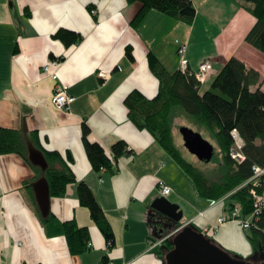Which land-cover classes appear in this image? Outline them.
Listing matches in <instances>:
<instances>
[{
  "label": "crops",
  "instance_id": "crops-1",
  "mask_svg": "<svg viewBox=\"0 0 264 264\" xmlns=\"http://www.w3.org/2000/svg\"><path fill=\"white\" fill-rule=\"evenodd\" d=\"M192 2L196 16L191 24L155 9L132 26L138 2L0 0V126L20 129L25 123L29 133L37 131L42 149L58 151L63 158L70 154L75 179L92 190L115 242L107 247L90 211L78 201L76 184H69L64 197L50 198L49 211L60 221L86 226L92 243L86 252L71 255L64 236L47 234L36 212L34 170L17 154H0V264H99L104 256L111 264H161L160 245L151 248L149 241L159 236L148 219L153 200L162 196L159 180L172 188L165 197L182 211L180 224L191 222L202 232L206 227V236L222 248L252 254L241 225L234 221L216 225L229 208L226 202L201 197L151 133L132 123L124 102L132 90L146 98L157 95L159 80L149 68V52L167 71L179 70L175 40L187 45L189 71H196L204 59L211 61V73L200 93L232 56L260 74L250 88L264 92V54L245 42L255 23L247 10L251 4ZM59 28L79 33L81 41L66 46L52 36ZM126 46L132 48V58ZM52 58L59 62L52 70L74 96L68 111L51 102L55 81L42 68ZM84 125L87 139L113 159L111 170L92 168L83 142ZM118 141L127 145L128 152L114 160L112 146Z\"/></svg>",
  "mask_w": 264,
  "mask_h": 264
},
{
  "label": "trees",
  "instance_id": "trees-1",
  "mask_svg": "<svg viewBox=\"0 0 264 264\" xmlns=\"http://www.w3.org/2000/svg\"><path fill=\"white\" fill-rule=\"evenodd\" d=\"M242 1L251 4L247 10L255 18V23L245 36V42L264 54V0ZM127 2L140 4L131 21L132 26L140 23L149 10L155 9L187 25L191 24L196 16L192 0H127ZM52 36L62 40L68 47L81 41L80 34L71 29L59 28ZM131 51L132 48L126 46V54L129 58H132ZM147 58L149 68L159 80V91L153 98H146L141 91L132 90L124 100L129 119L137 128L151 133L154 140L190 177L201 197L212 202L226 197L224 201L229 208L234 203H238L241 205L240 214L247 217L253 206L249 193L252 185L250 183L245 185L244 182L252 175L253 165L264 167V92L260 87H257L255 91L250 88L259 82L260 74L256 70L248 69L238 57L232 56L216 73L209 88L200 93V86L191 71H183L181 68L174 72L167 71L152 52L148 53ZM180 109L190 114L201 126H205L216 141L217 149L214 147V155L208 161L215 163L222 174L214 180L203 174L195 164L187 161L174 142L172 118ZM233 129L239 131L244 141L242 151L245 159L243 162H236L230 156ZM87 132L88 126L84 125L83 142L92 168L99 170L100 166H103L111 170L113 159L106 155L104 148L97 142L93 143L87 139ZM28 143L42 151L47 161L44 170L30 159ZM126 152L128 150L124 142L118 141L113 144L114 160ZM11 153L22 157L32 171L34 170L33 180L45 177L51 198L64 197L69 184H76L78 201L90 211L91 219L103 233L107 247L112 248L115 242L110 223L89 186L75 179L70 168L72 158L69 153H66L63 158L58 151L42 149L37 131L29 133L22 128L0 126V154ZM27 186H30L29 183ZM261 189L262 187L257 191L260 192ZM36 212L47 234L64 236L71 255H80L89 249L87 243L90 241V233L86 226H79L74 220L60 221L50 211L44 216L37 203ZM148 219L155 233H159L151 215ZM189 224L201 231L194 224ZM250 226L246 230V237L253 247L252 254L244 256L228 250L227 252L239 260H246L251 264H263L264 208L259 217L251 221ZM167 245H169L168 249ZM172 245V240L165 239L159 246L157 251L161 257V264L165 263L164 257ZM108 261L107 256H104L99 264H106Z\"/></svg>",
  "mask_w": 264,
  "mask_h": 264
},
{
  "label": "water",
  "instance_id": "water-1",
  "mask_svg": "<svg viewBox=\"0 0 264 264\" xmlns=\"http://www.w3.org/2000/svg\"><path fill=\"white\" fill-rule=\"evenodd\" d=\"M23 130L28 132L26 124ZM186 149L195 154L200 161H208L214 155L213 144L205 139L199 132L192 131L183 126L181 129ZM30 159L33 160L42 170L47 166V161L41 150L35 149L28 143ZM36 192V201L41 213L46 216L50 210V191L48 181L39 178L33 183ZM150 215L157 226L166 225L165 219L171 221V225H166L170 232L174 231L167 239L172 240L173 246L166 252L164 264H251L246 260H239L229 255L226 249L207 237L202 231L195 229L191 224L177 226L181 221L182 211L176 203H172L167 197L159 196L150 205ZM168 230V231H169ZM160 233L163 229H160ZM164 233V232H163ZM253 264V263H252ZM264 264V263H263Z\"/></svg>",
  "mask_w": 264,
  "mask_h": 264
},
{
  "label": "built area",
  "instance_id": "built-area-1",
  "mask_svg": "<svg viewBox=\"0 0 264 264\" xmlns=\"http://www.w3.org/2000/svg\"><path fill=\"white\" fill-rule=\"evenodd\" d=\"M96 8L91 9V14L95 15ZM175 44L177 46L176 54L180 58V68L183 71L189 70L187 67L188 60L186 56L187 45L185 43L179 42V40H175ZM59 62L56 59L51 60L49 63L43 66V71L47 73L52 79L55 81V86L53 90V96L51 98L52 105L55 106L58 110L68 111L70 109V105L74 100L70 94L67 93V85L60 81L59 75L52 70V66L58 65ZM198 69L196 71H191L193 76L195 77L199 86L205 83L209 75L211 73V61L209 59H204L198 65ZM231 138L233 140V144L230 148V156L236 162H243L245 159L244 153L242 151V147L244 146V141L242 140L239 131L237 129H233L231 131ZM107 168L100 166V171H105ZM252 175L248 180L244 182V184H251L252 187L249 190V193L252 197V210L247 217L242 216L241 213V205L238 203H234L232 207L228 208V210L224 211L217 221V226L223 223H227L229 221H237L239 225L243 227L244 230L249 229L251 226V221L257 219L264 208V167L253 165L252 166ZM157 187L162 196H167L172 192L171 186H169L166 182L159 180L157 183ZM262 187L261 191L258 192L257 189ZM226 197H223L217 201H224ZM216 201V202H217ZM214 225V228L216 227ZM208 232V228L205 227L204 234ZM174 231L165 233V236H161L158 238L150 239L151 248H155V246L161 245L165 239H167ZM88 248L92 245L91 242L87 243ZM106 264H111L107 262ZM123 264H132L130 262H124Z\"/></svg>",
  "mask_w": 264,
  "mask_h": 264
},
{
  "label": "rangeland",
  "instance_id": "rangeland-1",
  "mask_svg": "<svg viewBox=\"0 0 264 264\" xmlns=\"http://www.w3.org/2000/svg\"><path fill=\"white\" fill-rule=\"evenodd\" d=\"M178 39H182L181 37L178 36ZM182 41V40H181ZM205 85L204 87H206ZM203 87V88H204ZM172 130L174 132V142L176 143L177 147L179 148L180 153L185 157V159L192 164H195L197 168L200 169V171L203 174H206L210 179H216L218 176H220L221 170L219 169L218 166H216L215 163H212L211 161L208 162H203L200 161V159L194 154L190 153L186 147L184 146V139H183V134L181 132V129L183 126L188 127L192 131L199 132L203 139L211 142L214 147H216V141L214 140L212 134L210 131L205 126H201L199 123H197L196 120H194L193 117L190 116L185 110L180 109L172 118ZM237 224H239L237 221H234ZM157 225L156 228L159 230L158 236L161 237L162 235L165 236V233H168L170 231H165V233H160V228Z\"/></svg>",
  "mask_w": 264,
  "mask_h": 264
},
{
  "label": "flooded vegetation",
  "instance_id": "flooded-vegetation-1",
  "mask_svg": "<svg viewBox=\"0 0 264 264\" xmlns=\"http://www.w3.org/2000/svg\"><path fill=\"white\" fill-rule=\"evenodd\" d=\"M165 221H166V225H171V221L169 220V219H165ZM157 225H159L158 227L160 228V229H163V232L165 233V231L167 232L169 229H168V227L165 225V226H163V225H161V224H158L157 223ZM175 225H177V223L175 224ZM170 231V230H169Z\"/></svg>",
  "mask_w": 264,
  "mask_h": 264
},
{
  "label": "bare ground",
  "instance_id": "bare-ground-1",
  "mask_svg": "<svg viewBox=\"0 0 264 264\" xmlns=\"http://www.w3.org/2000/svg\"><path fill=\"white\" fill-rule=\"evenodd\" d=\"M73 97H74V96H73ZM155 229H156V228H155ZM150 239H151V238H150ZM167 244H168V243H167ZM165 245H166V243H165ZM168 246H169V245H167V249L169 248ZM172 246H173V245H172ZM164 247H165V246H164ZM170 249H171V248H170Z\"/></svg>",
  "mask_w": 264,
  "mask_h": 264
}]
</instances>
